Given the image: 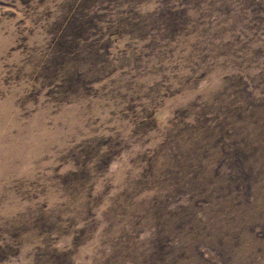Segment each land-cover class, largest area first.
Wrapping results in <instances>:
<instances>
[{"label": "rangeland", "instance_id": "rangeland-1", "mask_svg": "<svg viewBox=\"0 0 264 264\" xmlns=\"http://www.w3.org/2000/svg\"><path fill=\"white\" fill-rule=\"evenodd\" d=\"M0 264H264V0H0Z\"/></svg>", "mask_w": 264, "mask_h": 264}]
</instances>
